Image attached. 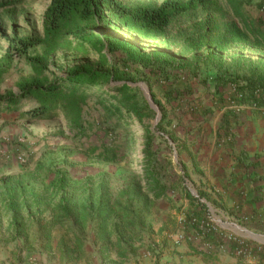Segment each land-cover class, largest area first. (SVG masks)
<instances>
[{
	"label": "rangeland",
	"instance_id": "obj_1",
	"mask_svg": "<svg viewBox=\"0 0 264 264\" xmlns=\"http://www.w3.org/2000/svg\"><path fill=\"white\" fill-rule=\"evenodd\" d=\"M121 1L135 6L158 5L164 0ZM50 2L26 0L18 6L0 7V95L18 94L22 83L35 78L48 85L77 67L137 77L135 82L128 81L134 90H129L133 97L126 104L108 92L110 86L122 84L121 79L86 88L84 133L73 129L62 112L54 119H31L26 113L38 106L34 98L21 101L15 109H0V163H7L0 168V191L19 195L23 212L18 216L24 220L19 225L0 221V264H197V248L207 243L202 236L211 233L203 222L214 220L216 224L219 212H227L212 187L210 190L209 186L197 185L199 171L193 144H197V131L204 130L208 133L203 134L200 143L206 150L213 144L226 148V132L234 126L231 119L245 114L264 119L261 102L246 101L241 87L228 79L224 80L226 84L217 85L219 78L215 75L219 67L233 69L236 65L238 72H244L249 64L257 62L264 68V37L257 38L264 34V0H221L219 10L178 17L151 39L137 36L110 18L111 32L135 42L144 51L167 52L175 60L192 63L187 74L171 80L149 69L127 68L121 55L106 49L87 46L84 50L76 40L63 46L62 42L54 46L42 43L26 53L5 57L15 35L44 38V14ZM208 13L213 19L211 27L200 29ZM233 23L240 28L242 39H231L229 30ZM223 38L227 42L224 39L221 46ZM187 40L202 45L189 50L185 47ZM212 50L215 55L207 59ZM45 55L46 69L39 77L28 57ZM197 56L202 59L199 65L194 58ZM190 68L198 70L190 72ZM144 86L152 99L154 94L164 105L168 122V135L162 138L157 133L151 147L166 172L168 190L156 191L163 194L159 197L145 176L144 152L147 131L156 127L163 111L154 100L157 108L150 105ZM146 104L153 110L149 116ZM138 110L145 113L139 115ZM111 149L117 150L118 155ZM62 175L67 180L65 193L74 203L85 204L87 200L96 205L104 196L106 204L145 212L144 219L130 221L132 224L120 219L121 223L119 220L115 226L116 218L112 217L102 233L98 222L91 218L80 226L84 237L78 245L72 235L75 232L56 225L48 210L61 194L56 193L52 182ZM199 191L209 200L202 199L209 205V214L184 217L188 210L196 214L197 204L189 194L198 197ZM34 203L45 208L42 221L38 212L33 217L28 214L26 205ZM235 212L233 209L231 214ZM127 216L128 221L136 218L131 213ZM29 217L34 220L25 221Z\"/></svg>",
	"mask_w": 264,
	"mask_h": 264
},
{
	"label": "trees",
	"instance_id": "obj_2",
	"mask_svg": "<svg viewBox=\"0 0 264 264\" xmlns=\"http://www.w3.org/2000/svg\"><path fill=\"white\" fill-rule=\"evenodd\" d=\"M26 0H0V7L18 6L23 4ZM221 0H164L158 5L139 4L135 6L128 5L121 0H51L44 14V38L35 37H19L15 35L11 40L9 50L5 57H9L15 53H26L29 48L39 46L42 43H48L49 45H56L59 42L61 46L68 44L71 45L73 40L78 41L79 47L86 50L87 46H91L95 50L101 51L106 49L111 54L121 55L120 60L126 65L127 68L149 69L151 73L159 72V76H167L168 80L174 77H180L182 74L188 73V67L190 63L183 60H175L167 52L144 51L138 44L130 40L123 39L110 31L112 26L111 19L113 18L122 24L123 27L129 31L137 34L145 39H151L156 32H159L167 28L176 18L183 16H190L194 13L205 14L209 9L219 10ZM213 19H211L210 13L207 14L205 19L200 23V29L210 28ZM100 29V30H99ZM231 39H242V33L240 28L233 23L230 27ZM263 36H257L261 38ZM204 40H207V36H203ZM223 38L219 45H223ZM264 39V38H263ZM259 41V40H258ZM257 41V42H258ZM227 42V41H226ZM202 44L200 42H194L187 40L185 47L189 50L197 49ZM218 48V46H217ZM212 50L207 59H212L214 56ZM197 59V65L202 61L201 57H194ZM46 59V55L43 57H28V61L32 64L35 72L40 76L44 74L46 65L43 60ZM205 59L204 61L206 62ZM244 72H238L235 66L233 69H220L219 67L215 73L217 79V85L226 84L225 79L235 82L238 87H241L243 98L246 101H259L264 107V68L257 62L249 64ZM198 70L197 68H193ZM192 68L189 71H193ZM153 74V75H154ZM137 75H130L129 77L124 75L112 74L110 70L96 69L94 67H77L67 75L57 77L54 82L45 85L43 79L35 78L32 82L22 83L20 85V92L18 94L0 95V109H15L18 108L21 101L34 98L38 103V106L33 107L26 113L31 119L47 120L57 118L60 112L64 113L70 122L73 129H77L80 133H84V121L83 110L87 100L86 88L89 86H96L98 84L104 85L105 82L110 80L121 79L123 81L120 85L110 86L108 92L114 98L121 100V102L128 103L133 96L130 95V91L134 88L129 85L128 81L135 82ZM45 79V78H44ZM158 79V78H157ZM151 81V80H150ZM175 81V80H174ZM137 86L135 87V89ZM152 88V85H151ZM114 89V90H110ZM130 90V91H129ZM236 97V94H235ZM123 100V101H122ZM153 100L163 111L164 105L156 100L153 94ZM148 115H151L153 110L146 104ZM139 115L144 114L142 110L136 111ZM167 116L162 112V118L153 129L149 128L147 145L145 148V176L151 182L154 191L160 193H167V186L164 182L165 179V166L163 161L155 155L152 150V143L155 141V137L158 136L165 138L164 135L167 132ZM171 137V136H169ZM111 152L114 149L109 150ZM118 155L117 150L113 152ZM64 175L59 176L55 182H52L56 188V193H61L56 203V210L52 216L55 217V224L66 229L67 231H74L76 234L82 233L81 225L90 221H97L98 230L102 233L106 231L107 221H111L112 217L116 218L113 224L121 223L120 219H123L125 223L142 221L145 217V212H139V209L133 207L121 208L120 204L114 203L113 205L106 204L102 196L96 205L88 203V201H80V203H74L70 196L66 195V178H62ZM61 177V178H60ZM60 189V190H59ZM61 191V192H60ZM199 196L189 194L194 203L197 204L196 214L194 211L188 210L186 218L191 219L192 215L202 216L206 212L209 214V205L206 201H209L203 192L199 191ZM5 194L9 196L8 207L13 210V218L18 221L21 219L18 214L22 211V205L18 199V194L5 191ZM159 197L163 194H157ZM206 198V201L202 199ZM135 200V199H134ZM36 204V203H34ZM41 206L42 204H36ZM28 207V205H26ZM135 214L134 220L128 221L127 214ZM22 214V213H21ZM33 217L34 213L28 211ZM39 214V213H38ZM98 215V216H97ZM29 216V215H28ZM41 221L42 213L39 214ZM101 218H100V217ZM127 216V217H126ZM18 217V218H17ZM98 217V220L96 219ZM27 221V218H24ZM120 220V222H119ZM119 222V223H118ZM22 223V222H21ZM11 223V225L21 224ZM132 224V223H131ZM53 226V224H51ZM134 226V225H132ZM66 227V228H65ZM135 227V226H134ZM68 231V232H69ZM73 233V234H75ZM101 233V234H102ZM206 236L214 237L213 233H208ZM78 241L77 244L81 245L83 242V236H74ZM209 237V238H210Z\"/></svg>",
	"mask_w": 264,
	"mask_h": 264
},
{
	"label": "crops",
	"instance_id": "obj_3",
	"mask_svg": "<svg viewBox=\"0 0 264 264\" xmlns=\"http://www.w3.org/2000/svg\"><path fill=\"white\" fill-rule=\"evenodd\" d=\"M231 122L234 126L226 132V148H217L213 144L206 150L201 145L200 138L208 131H197V144H193L199 171L197 185L201 183L202 186H209L210 190L213 188L215 197L226 210L227 213L219 212L220 215L215 220L219 228L243 232L251 240L264 244V119L259 115L245 114L242 118L238 116L231 119ZM2 162L0 168L7 164ZM8 203V194L0 191L3 210L0 221L10 225L24 222L22 218L17 217L18 221L13 218V210L8 207ZM55 205L56 203L46 209L53 214ZM26 209L34 214H41L45 208L33 204ZM233 209L236 210L235 215L231 214ZM51 217L55 223V217ZM30 219L34 220L30 217L26 220ZM72 235L83 236L81 232ZM209 237L202 236L207 243L197 248V264H252L223 250L217 238ZM198 241L201 240L197 239Z\"/></svg>",
	"mask_w": 264,
	"mask_h": 264
},
{
	"label": "built area",
	"instance_id": "obj_4",
	"mask_svg": "<svg viewBox=\"0 0 264 264\" xmlns=\"http://www.w3.org/2000/svg\"><path fill=\"white\" fill-rule=\"evenodd\" d=\"M264 110V107H262ZM209 232L220 241L221 248L234 256L250 261L252 264H264V244L255 242L243 232L223 230L214 220L203 222Z\"/></svg>",
	"mask_w": 264,
	"mask_h": 264
},
{
	"label": "water",
	"instance_id": "obj_5",
	"mask_svg": "<svg viewBox=\"0 0 264 264\" xmlns=\"http://www.w3.org/2000/svg\"><path fill=\"white\" fill-rule=\"evenodd\" d=\"M144 88H145L146 92L148 93V99H149L150 105H151L154 109H156L157 107H156V105L154 104V101H153V99H152V96L149 94V90L146 89L145 86H144Z\"/></svg>",
	"mask_w": 264,
	"mask_h": 264
}]
</instances>
